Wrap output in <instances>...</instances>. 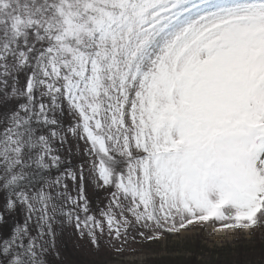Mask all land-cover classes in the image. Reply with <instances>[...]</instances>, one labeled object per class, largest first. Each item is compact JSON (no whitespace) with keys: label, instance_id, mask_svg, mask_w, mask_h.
Wrapping results in <instances>:
<instances>
[{"label":"snow or ice","instance_id":"obj_1","mask_svg":"<svg viewBox=\"0 0 264 264\" xmlns=\"http://www.w3.org/2000/svg\"><path fill=\"white\" fill-rule=\"evenodd\" d=\"M201 226L264 264V0H0V264H192Z\"/></svg>","mask_w":264,"mask_h":264},{"label":"rangeland","instance_id":"obj_2","mask_svg":"<svg viewBox=\"0 0 264 264\" xmlns=\"http://www.w3.org/2000/svg\"><path fill=\"white\" fill-rule=\"evenodd\" d=\"M96 202L94 200V207ZM210 230L208 229V231ZM208 231H205L202 226L198 227L194 231L186 233L179 240L170 239L169 246L186 249L190 253L187 258L191 260L192 264H202L205 259L209 260L211 264H218V262L223 264L224 261L236 255H243L258 247L259 236L255 240H250L248 237L239 234L237 237L230 238L219 245L214 237L208 235ZM148 247L155 248L157 246L150 245Z\"/></svg>","mask_w":264,"mask_h":264}]
</instances>
